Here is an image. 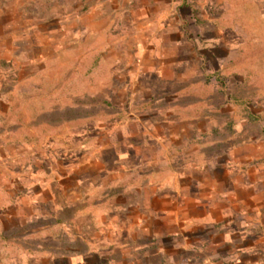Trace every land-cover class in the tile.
<instances>
[{
	"label": "rangeland",
	"instance_id": "1",
	"mask_svg": "<svg viewBox=\"0 0 264 264\" xmlns=\"http://www.w3.org/2000/svg\"><path fill=\"white\" fill-rule=\"evenodd\" d=\"M0 264H264V0H0Z\"/></svg>",
	"mask_w": 264,
	"mask_h": 264
},
{
	"label": "trees",
	"instance_id": "2",
	"mask_svg": "<svg viewBox=\"0 0 264 264\" xmlns=\"http://www.w3.org/2000/svg\"><path fill=\"white\" fill-rule=\"evenodd\" d=\"M68 119H75V118H78V116L76 115H73V113L71 112V115H68Z\"/></svg>",
	"mask_w": 264,
	"mask_h": 264
}]
</instances>
